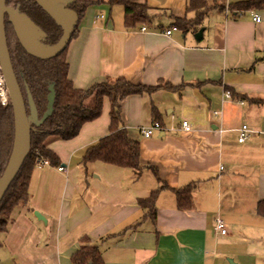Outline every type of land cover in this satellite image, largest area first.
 Instances as JSON below:
<instances>
[{
    "label": "crops",
    "instance_id": "0c3cea01",
    "mask_svg": "<svg viewBox=\"0 0 264 264\" xmlns=\"http://www.w3.org/2000/svg\"><path fill=\"white\" fill-rule=\"evenodd\" d=\"M190 1L138 0L159 16L134 29L126 27L122 5L103 0L87 9L67 50L74 86L124 77L160 87L121 102L143 169L138 175L102 161L83 164L87 149L110 134L106 98L101 116L76 137L48 142L66 170L34 168L29 200L0 233V264H73L85 245L98 248L102 264H237L229 246L238 233L247 255L264 264V218L257 214L264 199V8L238 13L230 6L248 0H205L216 7L196 31L167 36L177 18H195ZM226 91L232 99H224ZM157 119L164 130L143 137L141 129ZM244 125L251 133L239 143ZM161 182L168 188L153 219L139 201ZM189 187L192 207L184 210L173 190ZM217 218L226 235L217 232Z\"/></svg>",
    "mask_w": 264,
    "mask_h": 264
},
{
    "label": "trees",
    "instance_id": "16d2710c",
    "mask_svg": "<svg viewBox=\"0 0 264 264\" xmlns=\"http://www.w3.org/2000/svg\"><path fill=\"white\" fill-rule=\"evenodd\" d=\"M99 1L103 0H75L70 8L78 14L80 22L87 9ZM107 2L111 6L122 5L124 7L125 25L128 29H134L141 23H149L153 18L159 16L157 13L152 14L148 5L138 2V0H107ZM7 6L18 9L20 13L27 15L39 26L46 34L44 38L46 45H54L60 40L63 34L62 28L35 0H7ZM215 7L209 5L205 0H191L187 11H195V18L192 20L177 18L175 27L185 33L196 31L203 18ZM263 8L264 0H248L232 4L229 10L239 13ZM77 27L78 25L72 39L76 37ZM5 30L12 65L24 95L28 115L30 109L27 88L33 97L39 118H42L47 111L48 95L52 84L55 87L56 97L52 114L41 126H32L30 152L0 203V233L7 231L15 208L29 200V184L33 170L38 163L45 160L49 162L51 167L60 165L59 156L48 147L47 140L51 137L59 140H70L76 137L84 124L101 116L106 98L111 103L110 134L87 149L83 157V164L102 161L132 170L139 175L143 169L140 161V143L132 139L123 126L121 102L131 95H143L145 93L151 95L160 89L156 86L134 84L124 77L109 78L87 90L77 89L69 78V64L66 58L68 47L52 59H39L29 55L23 49L13 26L7 21ZM262 59L264 60V58ZM153 114L157 117L156 107H153ZM157 122L161 124L160 120ZM14 135L13 107L11 104L3 106L0 103V177L8 164ZM161 184L162 186L153 191L148 199L139 201L140 206L146 209L148 216L153 219L156 218V199L162 190L168 188L165 183L161 182ZM173 191L177 195L181 209L188 210L192 207V189L190 187ZM257 214L264 218V199L258 203ZM72 262L73 264H102L103 260L97 247L85 245L74 254Z\"/></svg>",
    "mask_w": 264,
    "mask_h": 264
},
{
    "label": "water",
    "instance_id": "95a60500",
    "mask_svg": "<svg viewBox=\"0 0 264 264\" xmlns=\"http://www.w3.org/2000/svg\"><path fill=\"white\" fill-rule=\"evenodd\" d=\"M42 9L60 26L63 34L54 45L44 43L45 33L27 15L18 9L7 6V0H0V70L9 91L11 105L14 111L15 135L12 151L6 169L0 177V203L20 172L31 148L32 126H41L54 110L55 87L50 86L48 108L42 118H39L33 97L27 88V106L16 77L6 40L5 23L9 22L23 49L31 56L39 59H52L69 47L76 26L79 23L78 14L70 8L73 0H35ZM231 264H235L231 262Z\"/></svg>",
    "mask_w": 264,
    "mask_h": 264
},
{
    "label": "built area",
    "instance_id": "2783aa9c",
    "mask_svg": "<svg viewBox=\"0 0 264 264\" xmlns=\"http://www.w3.org/2000/svg\"><path fill=\"white\" fill-rule=\"evenodd\" d=\"M101 18H103V16L97 17L96 19L99 20ZM253 19H254V21H260L261 18H260V16L255 15ZM176 29L177 28H173V29L167 30L166 31V35L170 36L172 34L173 30H176ZM142 31L145 32V31H147V29L145 27H143ZM224 99L225 100L232 99V94L229 91H226L225 95H224ZM0 103L3 106H7V105L11 104L9 91H8L7 86H6L5 80H4V78H3L2 74H1V70H0ZM214 115L218 116L219 113L218 112H214ZM181 126H182V129L185 130V131H190L191 130V127L189 126L188 122L184 121L181 124ZM157 130L163 131L164 128L159 122L155 121V122L152 123L151 126L143 127L141 129V133H142L143 137L149 138ZM239 131L240 132H239V140L238 141H239V143H245L248 140V138H249L251 130L249 129V127L247 125H244V126H242V128ZM47 165H49V162L43 160V161H40L38 163L37 167L41 168V167L47 166ZM57 168H58V170L60 172L66 170V168L63 167V166H58ZM216 230L221 235H226L227 234V230L225 228V223H224V221L221 218H217L216 219Z\"/></svg>",
    "mask_w": 264,
    "mask_h": 264
},
{
    "label": "rangeland",
    "instance_id": "374dc122",
    "mask_svg": "<svg viewBox=\"0 0 264 264\" xmlns=\"http://www.w3.org/2000/svg\"><path fill=\"white\" fill-rule=\"evenodd\" d=\"M53 138V139H52ZM51 140H57V141H53V142H51ZM59 139H55L54 137H51V138H49L48 140H47V142H51V143H57V142H59L58 141ZM61 142V141H60ZM54 146H55V144H54ZM53 149V148H52ZM55 152V151H54ZM56 153V152H55ZM57 154V153H56ZM234 244L232 245V246H229L230 248H232L233 249V253L235 254V256H233V257H231V259H234L236 262H237V260H239L240 261V263H242L241 262V260L242 259H245V260H248V261H251L253 264H256V259H254V258H250L248 255H247V251H246V246H245V241L243 240V236L242 235H239V233L238 234H235V236H234ZM228 257V256H227ZM227 257L225 258V260H226V262H227ZM237 259V260H236ZM262 260H260V262H258V263H260V264H262ZM240 263H238L237 262V264H240Z\"/></svg>",
    "mask_w": 264,
    "mask_h": 264
}]
</instances>
